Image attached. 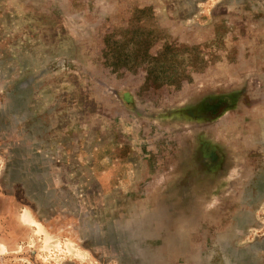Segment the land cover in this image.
Here are the masks:
<instances>
[{
    "label": "rangeland",
    "instance_id": "obj_1",
    "mask_svg": "<svg viewBox=\"0 0 264 264\" xmlns=\"http://www.w3.org/2000/svg\"><path fill=\"white\" fill-rule=\"evenodd\" d=\"M0 264H264V0H0Z\"/></svg>",
    "mask_w": 264,
    "mask_h": 264
},
{
    "label": "bare ground",
    "instance_id": "obj_2",
    "mask_svg": "<svg viewBox=\"0 0 264 264\" xmlns=\"http://www.w3.org/2000/svg\"><path fill=\"white\" fill-rule=\"evenodd\" d=\"M24 218H27V217H26V214H24ZM30 222H31V221H30ZM33 223H35V221H33ZM35 224H36V223H35Z\"/></svg>",
    "mask_w": 264,
    "mask_h": 264
}]
</instances>
